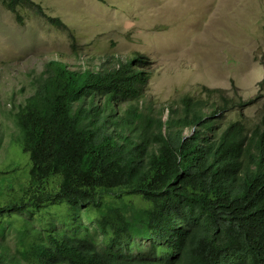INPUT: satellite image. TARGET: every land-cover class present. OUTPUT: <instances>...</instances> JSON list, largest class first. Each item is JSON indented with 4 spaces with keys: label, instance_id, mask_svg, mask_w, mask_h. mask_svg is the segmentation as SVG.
I'll return each instance as SVG.
<instances>
[{
    "label": "trees",
    "instance_id": "1",
    "mask_svg": "<svg viewBox=\"0 0 264 264\" xmlns=\"http://www.w3.org/2000/svg\"><path fill=\"white\" fill-rule=\"evenodd\" d=\"M2 2L19 22L20 8L35 5L65 26L33 0ZM109 55L45 59L24 73L18 91L28 94L17 104L10 96L13 129L3 145L0 128V147L26 161L0 160V264H264V112L242 114L254 98L185 94L164 118L165 104L144 92L147 56ZM54 205L70 209L60 221L70 229H57Z\"/></svg>",
    "mask_w": 264,
    "mask_h": 264
},
{
    "label": "rangeland",
    "instance_id": "2",
    "mask_svg": "<svg viewBox=\"0 0 264 264\" xmlns=\"http://www.w3.org/2000/svg\"><path fill=\"white\" fill-rule=\"evenodd\" d=\"M43 13L58 17L65 26L51 25L37 6L20 8L22 22L0 0V128L2 144L9 142L13 123L7 108L14 93L18 103L27 92L18 88L39 72L45 59L72 63L125 57L138 52L147 56L150 77L145 95L154 107H164L182 95L205 97L213 90L230 96L254 98L243 115L256 120L264 112V0H33ZM76 50V52H74ZM68 64V65H69ZM78 65V64H74ZM17 91V92H14ZM14 92V93H13ZM13 93V94H12ZM187 132V130H185ZM0 147L1 165H22V152ZM5 181L0 178V203ZM57 229L71 221L68 207L48 208ZM27 217V214H22ZM89 236L104 247L102 234L80 214ZM38 226L36 220L33 219ZM6 229L12 244L15 231ZM83 231V228H80ZM140 245L145 239L135 240ZM136 251V250H135Z\"/></svg>",
    "mask_w": 264,
    "mask_h": 264
}]
</instances>
